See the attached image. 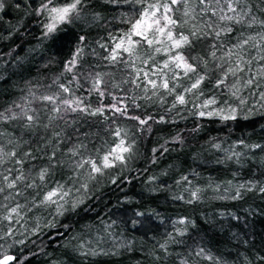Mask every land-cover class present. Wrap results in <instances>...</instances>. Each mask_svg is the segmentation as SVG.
Here are the masks:
<instances>
[{
    "label": "trees",
    "instance_id": "16d2710c",
    "mask_svg": "<svg viewBox=\"0 0 264 264\" xmlns=\"http://www.w3.org/2000/svg\"><path fill=\"white\" fill-rule=\"evenodd\" d=\"M85 2L79 18L59 26L47 38L42 18L35 11L39 0H5L0 11V111L23 103L30 92L36 96L53 94L58 91V84L73 81L74 75L77 79L72 87L76 96L86 97L85 104L93 109L105 106L103 115L70 113L64 119L49 122L47 116L52 113L35 101L32 106L40 112V127L26 132L19 122L0 124V131L27 141L21 151H31L36 157L25 165V173L31 179H35L37 169L49 164L51 152L55 151L58 157L52 161L53 174L43 187L21 189L15 201L0 198V205L12 206L18 202L24 206L23 219L16 217L19 224L15 220L0 224V237H3L0 257L15 254L11 264H181L185 259L188 264H213L189 255L198 246H204L209 254L219 257L220 264H264L261 259L264 258V193L253 190L243 199L220 198L230 197L232 186L240 183H264V151L239 145L233 148L240 139L248 144H264V109L249 96L236 121L198 116L193 103L199 105L212 95L218 101L233 103L227 89L214 87L217 69L207 56L214 42L210 37L197 44L193 52L208 60L209 79L201 86L203 96L191 97L192 103L173 108L175 95L190 83L181 78L176 82L179 85L176 93L161 89L156 96L149 92V98H145L141 88L124 83L131 79L126 64H112L106 59L111 48L110 37L127 31L134 8L109 0ZM254 4L264 9L259 0H254ZM257 15L260 16L259 11ZM80 36L85 37L83 43ZM230 42H234L233 37L225 41ZM77 46L83 48V57L76 69L66 72L65 66ZM146 51L142 48L138 55L143 56ZM166 58L160 53L155 60L162 64ZM256 67L254 63L253 69ZM97 72L105 74L107 86H101L103 97L95 91L90 94L91 83L83 78ZM113 84L119 88L112 87ZM121 98L128 105L127 116L116 113L114 117L107 106H120ZM133 98L138 106L133 105ZM244 115L248 119H243ZM136 116L152 119L140 125L130 118ZM49 123L50 127H43ZM115 127L125 130L127 138L135 141L132 158L124 165L105 170L103 175L87 181V189L76 192L79 183L86 180V173L76 179L68 150L83 143L88 152L97 148L103 151L105 146L113 145L115 138L111 133ZM56 132H60L59 138ZM215 144L220 148L214 147ZM154 149L157 151L153 152ZM233 150L244 154L239 162L227 158ZM185 176L187 181L182 180ZM54 182L73 190L68 202H61L63 206L59 210L57 205L40 203ZM196 188L202 190L200 199L188 203ZM3 215L5 212L0 209V217ZM180 218L193 222L186 226L184 236L177 235L176 229L184 230L185 226L173 224ZM9 227L13 235L3 236ZM168 233L176 243L169 239ZM21 240L23 244L19 243ZM166 242L167 255L157 247ZM89 249L98 254H84Z\"/></svg>",
    "mask_w": 264,
    "mask_h": 264
},
{
    "label": "snow or ice",
    "instance_id": "6c2138e0",
    "mask_svg": "<svg viewBox=\"0 0 264 264\" xmlns=\"http://www.w3.org/2000/svg\"><path fill=\"white\" fill-rule=\"evenodd\" d=\"M109 2L133 7L135 14L128 20L127 31H120L117 35L110 37L111 48L106 59L112 64L125 63L131 70L129 72L131 79L130 81L125 80L124 83L130 82L135 87L141 88L145 93V98H149L147 96L149 92L152 96H156L161 89L169 94L176 93V88L179 86L176 82L181 78H186L190 83L187 87H181V92L175 95L173 108L177 105L192 103L191 97L203 96L201 86L206 79H209L208 60L193 55V52L197 44L210 37L214 42L210 44L211 50L207 56L211 58L217 69L214 87L217 90L227 89L233 103L227 100L218 101L215 95H212L205 98L199 105L193 103V107L198 108V116L236 121L244 110V106L248 104L249 96L255 98V103L260 109H264V18H261L264 17V9H259L254 4V0H109ZM259 2L264 4V0H259ZM4 7L5 0H0V11ZM85 7V0H39V7L35 11L36 15L42 18L44 36L47 38L55 34L59 26L79 18ZM258 11L260 16L257 15ZM257 28L259 31L255 30ZM248 30L252 31L245 35ZM229 37H233L234 42L225 43ZM79 40L83 43L85 37L80 36ZM101 47L107 46L101 45ZM142 48L147 50L143 56L138 55ZM160 53L167 56L162 64L155 60L156 55ZM82 57L83 48L77 46L72 53V58L65 66V71L72 72L76 69ZM137 61H139V67ZM254 63L258 65L255 70L253 69ZM202 72L204 74H201ZM104 75L97 72L94 75L88 73L83 77L86 82L91 83L90 94L95 91L100 97L104 96V91L101 89L102 85L107 86ZM76 79L74 75L73 81ZM73 81L58 84V91L50 95L36 96L34 92H30L29 97H25L23 103H16L0 111V124L19 122V126L26 132L40 127V112L32 106L35 101H39L44 106L43 110L52 113L47 116L49 122L57 118L64 119L70 113H82L89 116L103 115L105 106L93 109L89 104H85L86 97L76 96V89L72 87ZM111 86L119 88L117 84ZM79 87L77 83L76 88ZM124 99L118 100L120 106L117 104L107 106L112 110L114 117L116 113L127 116L128 105L124 104ZM132 103L138 106L135 105L134 98ZM251 113L252 109L249 108L248 114ZM130 118L137 120L140 125L147 124L148 119H152L151 117L140 119L138 116ZM242 118L246 120L248 115ZM43 127H50V123ZM111 135L115 138L113 145L105 146L103 151L97 148L88 152L87 146L83 143L76 144L68 150L76 179L79 180L86 173V180L79 183V187L75 189L76 192L87 189V181L94 180L97 175H103L105 170L124 165L132 158L135 141L127 138V132L115 127ZM55 136L59 138L60 132H56ZM26 143L27 141H23L14 134L0 131V198L4 200L15 201V198L21 194V189L43 187L46 180L53 174L51 169L55 165L52 161L58 160L55 151L51 152L48 157L49 164L36 170L35 179L26 175L25 165L36 160L31 151H21L23 144ZM237 145L245 149L264 151V144H248L243 139L237 141L233 148ZM214 147L220 148V145L215 144ZM155 151L157 150L154 149L153 152ZM243 155L242 152L233 150L227 158H235L239 162ZM37 180L40 182L39 185ZM182 180L187 181L188 178L185 176ZM228 184L231 185V182ZM232 188L234 191L230 197L225 195L220 198L243 199L244 195L253 190L264 193V183L259 181L240 183ZM201 191L200 188L192 191V199L187 202L192 203L194 200H199ZM228 191L226 187L225 193ZM5 193L7 195H4ZM72 194L71 188L54 182L53 186L44 192L40 203L57 205L59 210L63 206L61 202L67 203ZM23 207L18 202L12 206L0 205V209L5 212V215L0 217V224L3 221L11 224L14 220L19 224L20 219H23L21 216ZM137 215L144 214L137 213ZM177 223L184 225L185 229L177 228L176 234L184 236L186 226L193 222L187 218H180L178 221H173V224ZM12 235L11 227L3 233L5 237ZM167 235L173 243L177 242L171 233ZM19 243L23 244L24 241L21 240ZM157 247L166 255L169 254L167 242L158 244ZM84 254L97 255L98 252L89 249ZM193 254L213 264H220L219 257L209 254L204 246H198L189 253V255ZM15 259L14 256L4 255L0 259V264H9ZM181 264H188V261L185 259L181 261Z\"/></svg>",
    "mask_w": 264,
    "mask_h": 264
},
{
    "label": "water",
    "instance_id": "95a60500",
    "mask_svg": "<svg viewBox=\"0 0 264 264\" xmlns=\"http://www.w3.org/2000/svg\"><path fill=\"white\" fill-rule=\"evenodd\" d=\"M4 255H11V256H14V257L16 258L15 254H13V253H6V254H4ZM4 255H2V256L0 257V259H2ZM14 261H15V260H14ZM14 261H10L9 264L13 263Z\"/></svg>",
    "mask_w": 264,
    "mask_h": 264
}]
</instances>
